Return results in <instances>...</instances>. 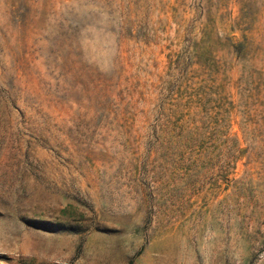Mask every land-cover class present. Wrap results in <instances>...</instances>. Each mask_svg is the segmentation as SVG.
Returning a JSON list of instances; mask_svg holds the SVG:
<instances>
[{"label":"rangeland","instance_id":"rangeland-1","mask_svg":"<svg viewBox=\"0 0 264 264\" xmlns=\"http://www.w3.org/2000/svg\"><path fill=\"white\" fill-rule=\"evenodd\" d=\"M0 264H264V0H0Z\"/></svg>","mask_w":264,"mask_h":264}]
</instances>
